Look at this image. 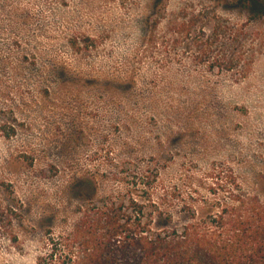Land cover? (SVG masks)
Returning a JSON list of instances; mask_svg holds the SVG:
<instances>
[{"label": "rangeland", "instance_id": "374dc122", "mask_svg": "<svg viewBox=\"0 0 264 264\" xmlns=\"http://www.w3.org/2000/svg\"><path fill=\"white\" fill-rule=\"evenodd\" d=\"M215 168L264 186V10L0 0V264H41L93 184L186 195Z\"/></svg>", "mask_w": 264, "mask_h": 264}, {"label": "trees", "instance_id": "16d2710c", "mask_svg": "<svg viewBox=\"0 0 264 264\" xmlns=\"http://www.w3.org/2000/svg\"><path fill=\"white\" fill-rule=\"evenodd\" d=\"M245 1L264 10L259 0ZM211 176L207 192L186 195L163 186L125 197L91 185L79 217L49 231L41 264H264V186H243L233 169L215 168ZM8 211L0 203V221Z\"/></svg>", "mask_w": 264, "mask_h": 264}]
</instances>
